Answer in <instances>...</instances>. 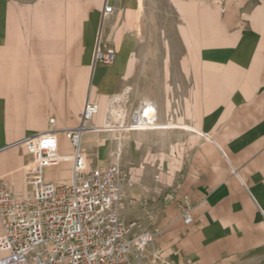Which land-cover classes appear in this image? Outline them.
<instances>
[{
    "label": "crops",
    "instance_id": "0c3cea01",
    "mask_svg": "<svg viewBox=\"0 0 264 264\" xmlns=\"http://www.w3.org/2000/svg\"><path fill=\"white\" fill-rule=\"evenodd\" d=\"M158 1L169 2L182 22L169 30L168 45L154 52L125 21L138 15L140 0H106L112 12L103 18L104 0H0L2 180L15 195L28 194L32 155L25 145H10L53 132L61 159L44 170V177L69 182L73 146L65 130L80 123L86 100L101 106L129 89L125 94L134 106L150 101L157 115L155 125L140 129L141 159L147 165L142 170L147 176L151 169L159 171L164 203L152 248L187 257L182 264H261L264 0ZM150 9L141 15H153ZM70 16L79 18L80 49L72 62ZM141 29L148 33L145 25ZM98 36L116 49L113 63L94 64ZM70 63L75 73H69ZM106 112L100 107L93 118L99 128L83 135L85 157H90L85 145L94 138L89 132L104 130ZM185 195L194 217L189 225L182 216ZM167 241L179 243L171 248Z\"/></svg>",
    "mask_w": 264,
    "mask_h": 264
},
{
    "label": "built area",
    "instance_id": "2783aa9c",
    "mask_svg": "<svg viewBox=\"0 0 264 264\" xmlns=\"http://www.w3.org/2000/svg\"><path fill=\"white\" fill-rule=\"evenodd\" d=\"M110 12L112 6L105 5L104 15ZM116 53L114 48H104L99 39L93 62L111 64ZM99 110L98 103L86 100L80 123L65 130L73 146L72 174L67 183L57 184L44 177V170L59 160L55 133L28 135L10 145H25L32 155L26 168L32 189L17 196L0 174V264H136L133 250L144 255L154 241L157 231L131 234L135 222L124 219L122 191L127 179L121 166L90 164L81 153L83 135L96 128L90 123ZM156 123L157 117H147L141 104L130 108V129ZM182 216L186 225L193 223L187 195ZM153 256L154 264H159L158 249Z\"/></svg>",
    "mask_w": 264,
    "mask_h": 264
},
{
    "label": "rangeland",
    "instance_id": "374dc122",
    "mask_svg": "<svg viewBox=\"0 0 264 264\" xmlns=\"http://www.w3.org/2000/svg\"><path fill=\"white\" fill-rule=\"evenodd\" d=\"M199 2H207L209 0H198ZM85 2L93 3L95 0H85ZM106 0H104L102 18L104 15ZM169 2L156 1V0H140V8L138 15H129L125 18L126 24L132 26L133 29L137 30L136 34L139 37L138 40H147L150 47H154V52H156L158 46L163 47L168 45V40H171L172 34L169 30L172 27L180 22L182 18L175 16L169 8ZM166 5V6H165ZM151 8L153 15H141L143 9ZM150 9V10H151ZM79 18L77 17H68L69 24V35H68V56L69 61L72 62L76 59V55L80 47H77L75 30ZM181 20V21H180ZM124 24V23H123ZM145 25L148 33L145 35L142 34L141 28ZM128 27V28H129ZM135 34V33H134ZM100 39L98 36L97 42ZM96 42V44H97ZM104 43V42H103ZM102 43L104 48H114L112 46H105ZM140 45L137 47L139 48ZM115 49V48H114ZM116 50V49H115ZM139 51V50H138ZM137 56H139L136 50ZM77 68L73 64H69V73H75ZM85 78H88L87 73L85 72ZM88 81V80H87ZM88 83H86L87 85ZM122 95V94H121ZM123 98L117 103L114 102V96H110L105 99V103H101V106L109 110H113L117 107L116 110H120L118 105L124 104L126 110L125 122L129 123L130 117V108L133 105L132 101L127 98ZM91 98V97H90ZM140 104V103H139ZM138 104V105H139ZM93 127L100 126V123L94 122V119L90 123ZM115 125H119V122H114ZM102 125V124H101ZM96 127L94 129H97ZM111 129V128H109ZM94 136L93 144L90 145L87 143L85 146L90 154V157H86L87 161L90 164H108V163H118L123 169L126 176V183L123 186L122 191V201L125 206L123 211L124 219L127 223L135 222L134 227L132 228L131 234L137 233L142 230H151L157 231L160 227V222L164 218V203L161 200V195L158 193V178L159 171H154L151 169L150 176L144 174V171L147 169L146 162H143L141 159V139L140 134L141 130H131L129 127L115 129L114 133L111 130H100L89 132ZM69 173L72 170V162L69 163ZM151 168H155L154 164H149ZM142 168H144L142 170ZM175 213V210H172V213ZM175 219V214L172 215ZM156 233L154 237L155 242L157 238ZM179 242L167 241L166 244H170L171 248L178 245ZM152 244L147 246L144 255L137 254L138 252L133 250V258L138 263L143 264H154L156 262L153 252L154 249H158L159 258L157 261L159 264H182L184 260L188 258H181L178 255H168V252H165L163 249L156 247L152 248ZM150 250V252H148ZM137 254V255H136ZM139 255V256H138ZM261 264H264L262 260Z\"/></svg>",
    "mask_w": 264,
    "mask_h": 264
},
{
    "label": "bare ground",
    "instance_id": "6f19581e",
    "mask_svg": "<svg viewBox=\"0 0 264 264\" xmlns=\"http://www.w3.org/2000/svg\"><path fill=\"white\" fill-rule=\"evenodd\" d=\"M124 95H126V94L124 93L121 97L114 98V102L113 103H117V102H115V100L119 102L123 98L125 99L126 96H124ZM141 107L144 110V113H145V115L147 117L152 118L154 115L157 117L156 109H155V106H154V104L152 102L145 100V101L142 102ZM118 108H120L119 111L116 110L117 107L115 109H113V110H111V109L108 110L107 109V112L105 114V121L106 122H105V124L103 126V129L115 130V129H121V128L128 127V124H126V122H125V116H126L125 107H123L120 104V105H118ZM52 121H54V120H51V122ZM114 122H116V123L119 122V125H115ZM109 128H111V129H109ZM81 153H82V151H81ZM82 155H83V153H82ZM60 159H61V156H59V160L57 162L53 163L52 165L58 164Z\"/></svg>",
    "mask_w": 264,
    "mask_h": 264
}]
</instances>
